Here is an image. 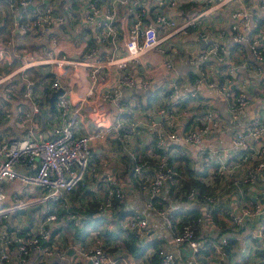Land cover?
<instances>
[{
  "label": "built area",
  "instance_id": "2783aa9c",
  "mask_svg": "<svg viewBox=\"0 0 264 264\" xmlns=\"http://www.w3.org/2000/svg\"><path fill=\"white\" fill-rule=\"evenodd\" d=\"M62 1L63 3L59 5L56 0H38L32 17L23 14L17 19L21 32L45 35L48 41L39 40L38 45L16 46L0 39V66L11 63L15 72L33 67L49 68L47 74L50 76L51 86L56 90L59 88L65 90L64 94L58 97L51 137L27 133L10 138L2 146L0 201L7 197L2 186L4 180H20L23 184L37 187L36 190H41L42 193L24 199L17 208H0V221L12 211L25 209L22 207L40 204L51 206L56 202L67 201L71 196L84 193L92 187L104 190L95 198H99V211L107 215L110 210L116 208V200H123L125 196L121 178L115 173V163L109 159V150L112 146L126 150L127 145L122 139L121 131L135 132L138 121L122 122L120 119L115 123L106 111L97 106L92 108L88 115L85 114L82 106L74 108L69 95L71 97H73L72 93L76 97L79 95L70 83L73 71L78 72L86 66H93L91 78L96 80L105 63L111 69L116 67L123 70L120 80L106 93V97L115 100L120 85L135 86L138 83L137 78L128 71L130 63L138 61L142 55L157 48L162 41L180 31L191 33L188 28L199 24L203 17L211 15L220 6L229 5L233 7L230 14L234 21L230 38L236 44L246 42L260 66L259 72L262 73L264 69V28L260 23L264 20V0H260L256 8H251L244 0L216 2L158 0L157 6L150 10L153 14L150 21L145 18L147 10L144 4L138 5L140 0H111L130 6L133 21L128 27L118 23V8L102 4L100 0ZM73 1H78L83 8L73 12L71 8ZM235 2H238L237 7H234ZM18 3L23 10H28L35 0H16L11 6L18 7ZM187 4L207 6L186 9ZM161 6L165 9H161ZM78 12L83 13L87 27L99 37L107 52L106 60L102 59L99 47L94 45V38H91L89 33L84 35L78 46L73 47L66 33L61 32L64 31L63 29L59 34L53 32L56 26L64 28L68 21L74 19L75 14L80 16ZM183 17L184 21L180 23L179 20ZM210 34L202 29L194 31L195 36L206 41L204 50L193 58L200 66L213 56H220L218 59L223 61L224 57L221 54L227 52L223 39L227 38L228 33L222 31L219 35ZM164 65L169 69L173 68V56H166ZM226 66L227 70H222L221 75L233 72L236 63L228 61ZM227 78L211 81L206 71L200 69L192 89L186 94L181 92V84L174 82L168 96L169 106L157 107L158 119H155L157 117L155 115L149 118V124L154 128L153 140L161 151L147 150L145 154L129 152L133 159V173L138 186L147 196L146 206L162 218L171 236L169 241H163L157 249L162 264H191L187 257L193 264H200L198 260L206 251L208 256L215 254L219 264H224L232 234L241 235L247 224L249 228L246 236L248 235V242L251 244L252 259L242 264H264L262 256L253 259L256 250L264 248V196L252 198L251 189L249 196L246 197L244 186L251 188V185L256 184L263 176L264 116L243 120L242 112L250 100L244 91L230 88L228 82L231 78ZM139 84L145 88L151 85L149 80H142ZM205 84L218 88L224 95L232 122L229 125L231 130L226 128L225 120L221 119L211 100L200 99L198 96L201 87ZM185 98H191L201 104V107L203 106L201 116L188 131H166L165 123L168 116L178 112L193 115L191 112L193 109L183 105ZM35 110L38 108L35 107ZM131 110L137 114L141 112L135 103ZM124 111L125 109H122V112ZM81 113L86 117L84 123L79 118ZM121 115L127 114L121 113ZM225 132L230 137L229 142L220 143L221 136ZM209 138H213L212 146L206 145ZM97 152L101 154L99 159ZM178 153L190 158L191 166L197 172V175L194 174L195 177L204 173L207 167L208 172L203 176V180L209 187V192L201 195L200 187L193 186L175 202L170 197L169 189L172 184L179 187L187 178L186 174H182L172 165V158ZM147 154L152 155L153 158L151 159ZM18 164L33 165L34 170L32 173H21L16 168ZM213 164L215 166H212ZM227 177H230L234 183L232 190L236 198L245 201L240 210L230 218H225L223 211L215 208L218 195L227 193L224 192ZM220 181L223 184H219ZM196 202L204 207L197 213H188L187 208H182ZM72 217L76 224L83 223L82 216L78 212H73ZM56 218L57 214L49 211L45 220L40 221L38 226L36 224V227L24 234L19 233L18 229L0 223V264H13L15 261L26 264L31 251L35 249L39 250L42 261L59 253L60 250L56 248L55 243L51 245L43 243L50 236L47 229L48 221H55ZM122 223L121 230L134 232L140 242L154 233L151 231L149 216L141 212H135ZM224 223L225 226L221 229L220 225ZM93 236L88 234L85 237L88 243L79 248L77 256L68 259V264H86L88 260L92 264L116 262L107 248L108 244L94 239ZM241 237L243 238V234ZM15 244L17 248L15 254H12V246ZM123 263L131 264L126 259ZM136 264L145 263L139 261Z\"/></svg>",
  "mask_w": 264,
  "mask_h": 264
},
{
  "label": "crops",
  "instance_id": "0c3cea01",
  "mask_svg": "<svg viewBox=\"0 0 264 264\" xmlns=\"http://www.w3.org/2000/svg\"><path fill=\"white\" fill-rule=\"evenodd\" d=\"M11 1L15 2L16 0H0L1 23L3 22V16L8 15L10 19L8 27L2 33L8 35L9 40L13 39L15 32L24 34L17 25V19L23 14L32 17L36 10V3L38 2V0H35V3L31 4L28 10H23L19 3L17 5L18 7H11ZM100 1L107 6L118 8V23L124 24L125 27H128V25L131 24L133 21V13L130 10L129 5H121L117 2H112L111 0ZM157 1L158 0H140L138 4L139 6L144 4V7L147 10L145 18L149 19L148 21L153 17L150 10L157 6ZM213 1L216 2L217 0ZM244 1L250 5L251 8H256V4L261 2L260 0ZM74 2H76L75 6L73 5ZM56 3L61 5L63 1L56 0ZM202 5L197 6V4H194L190 6V4H187L186 9H199L206 8L207 6ZM237 5L238 2H235L234 7H237ZM71 7L73 12H76V10L79 11V8H83L78 1H73ZM161 9L165 8L161 6ZM232 9L233 7L230 5L225 7L220 6L215 9L211 15L206 18L203 17L199 24L188 28V31L191 33L180 31L162 41L157 48L142 55L138 61L130 63L128 71L137 78L138 83L135 86L120 85L116 92L117 96L115 100L106 97V93H108L109 90H111V87L120 80L123 75V70L116 67L111 69L105 63L102 65V68L97 75L98 77L96 76V80L91 78V74L94 70L93 66H86L78 72L73 71L70 83L73 89L78 92L79 97H76L74 93H72L73 97L69 94L68 95L74 108L82 106L83 111L88 115V112L97 106L106 111L109 118L115 123L120 119L122 122H126L127 120L130 122L138 121V126L135 132L121 131L122 139L126 142L127 149L119 150L117 146H112L109 150V159L115 163V173L121 178V186L125 191L124 200L122 202L123 205L121 202H119L120 204L118 205V207L123 208H113L109 211L108 215L99 211L98 215H105V219L101 222H105L102 224L106 225H100L98 229L92 228L88 233L89 235L93 234L94 239L107 243L111 248L118 246V249L116 248L113 253L110 252L113 258L116 259V262L112 263L108 261L103 264H124V259L130 261L131 264H136L139 261H143L147 264L145 256L128 255L123 253L121 247V235L125 233L121 230V223L126 218L134 215L135 212H141L149 216L151 231L154 232L153 234L151 233L150 236L142 239V243H149L156 240L160 245L163 241L167 242L171 238L162 218L146 206L147 196L140 190L135 175H132L133 159L129 152L131 151L141 154L147 152V150H154L151 141L153 139L152 133L154 128L149 124V118L152 117V115H155V117L157 116V107L169 106L170 102L168 96L174 82L181 84V92L186 94L192 89L193 82L197 78L200 69L206 71L211 81H217L218 79L225 80L229 77L231 78L228 82L230 88L235 91H244L250 100L248 106L242 112L243 120H249L255 116H264V69L262 73L259 72L258 67L260 66L257 64L255 57L249 50L246 42L236 44L230 38L232 31L231 28L234 23L230 14ZM78 13L81 17L77 14H75V16L73 15L74 19L68 21L65 24V28H62V26H56L53 29V32L59 34L63 29L64 31L61 32L66 33V37L69 39L73 47L78 46L84 35L89 33L91 38H94V45L99 47L102 59L106 60L107 52L106 49L103 48L99 37L92 33L93 30L90 29V27H88L90 31H85L87 28L85 18L83 17V13ZM183 21L184 17L179 20L180 23ZM260 23L262 24L261 27L264 28V20L260 21ZM197 29L205 30L211 33V36H213V34L219 35L222 31L228 33L226 36L227 38L223 39L227 49L226 53L221 54V56L224 57L223 61L218 59L220 56H213L200 66L195 60H193V58L197 57L206 47V41L203 38L194 35V31ZM160 34L162 35L165 33ZM36 39H38V42L39 40L48 41L45 35L39 36ZM6 41L8 40L6 39ZM168 55H171L174 58V67L171 69L164 65V60ZM228 61H234L236 63V68L233 72L228 73V76L221 75L222 70H227L228 67L226 66V62ZM241 63H244L245 65ZM30 69L31 68L15 72L14 66L11 63H6L0 66V151L3 144L15 136L32 133L36 136L42 135L44 137H51L53 134L54 116L57 112V101L60 95H58L57 99L53 102L52 96L56 91V88L51 86L50 76H48L47 72L42 74V69L39 67L29 73L28 70ZM142 80H149L151 85L148 88L143 87L139 84ZM198 96L200 99L209 98L211 100L221 119L225 120L227 124L226 128L231 130L232 128L229 125L232 122L226 108V99L222 92L218 88H212L205 84L201 87ZM148 98L151 99L150 103L147 101ZM133 103L137 104L141 110L140 114L131 110ZM183 105L191 107L193 109L191 111L193 112V115L178 112L168 116L167 122L165 123L166 131H188L192 128L196 119L201 116L203 106L201 107V104L195 102V100L185 98ZM35 107H37L38 110H35ZM122 109H125V111L122 112ZM121 113H126L127 115H121ZM84 117L85 116L82 113L79 116L80 121L83 123L85 122ZM155 119H158V116ZM229 139V135L225 132L221 136V141L219 142L228 143ZM213 143V138H209L206 141V145L212 146ZM100 156L101 154L97 152V159H99ZM2 159L3 154L0 152V162ZM16 168L21 173H32L34 170L33 165L26 164H18ZM226 180L227 182L224 186V192L227 193L218 195L216 208L223 211L225 218H230L235 212L240 210L241 206L245 204V201L236 198V194H234L232 190L234 183L230 177H227ZM219 184H223V182L220 181ZM2 186L7 193V197L3 201H0V208H17L24 199L32 198L40 194V191L36 190L37 187L32 186L31 184H23L20 180H4ZM244 186L246 189V197L249 196L251 189L252 198H256L257 196L263 197L264 172L263 176L257 180L256 184L251 185V188L247 185ZM92 189L95 190V196H99L104 192L102 188L92 187ZM169 190L167 192L168 195ZM89 198L93 199L91 194L86 196L85 191L76 196H71L67 201L56 202L51 206L40 204L36 206L30 205L22 207L25 209L10 212L3 221H0V223H3V226L9 225L12 229H18L19 233L24 234L36 224L38 226L40 221L45 220L49 211L56 213V220L48 221L47 223V229L50 232V236L49 239L45 240L43 243L46 245L55 243L57 245L56 248H58L60 252L55 253L42 261L40 259L39 250H32L26 264H68V259L72 256H77L79 254V248L88 243L85 240V237L88 234L79 237L71 228H69V225L70 222L76 224L72 217L73 212H75V209L77 208L85 209L89 202ZM191 206L198 208H190ZM182 208H187L186 210L188 213H193L192 209H197L199 212L204 207L201 206V203L196 202L195 204L186 205ZM80 224L83 225L84 223H79L77 225ZM220 226L222 229L225 226V223ZM104 227L108 228L111 232L115 231L119 234L120 239L112 240L111 244L110 241H106L101 235L97 236L99 231L101 234V230ZM248 228L249 225L247 224L245 229L241 232L243 238L238 233L232 234L231 242L228 245V248H230H227V256L224 259V264H242L246 260L252 259L251 244L248 242V235L246 236ZM89 241H91V239ZM16 248L17 244L12 246V254H15ZM260 250L261 249L256 250V256L253 258L254 260L260 258ZM70 251H72V253H70ZM186 259L193 264L190 258L187 257ZM198 261L200 264H204V262H206V264H219L216 255L213 254L212 256H208V251H206ZM13 264H20V262L15 261ZM86 264L92 263L88 260L86 261Z\"/></svg>",
  "mask_w": 264,
  "mask_h": 264
},
{
  "label": "trees",
  "instance_id": "16d2710c",
  "mask_svg": "<svg viewBox=\"0 0 264 264\" xmlns=\"http://www.w3.org/2000/svg\"><path fill=\"white\" fill-rule=\"evenodd\" d=\"M73 5L75 6L76 2H74ZM10 6H11V3H10ZM9 21L10 19L8 15L3 16V22L1 23L0 21V35L8 27ZM65 26L66 25H64V28ZM85 31H90V29L87 27ZM37 37H39V35H35L30 32H26L24 34L15 32V34L13 35V40L19 45L28 44L29 41H30V44L32 43V45H38L40 43L38 42V39H36ZM147 101L148 103H150L151 99L148 98ZM151 141L153 143V149L155 150V152H160L161 150L157 147L155 140L152 139ZM147 156L151 157V159L153 158L152 155L147 154ZM172 165L173 167L177 168L179 172L187 175V178L184 179L183 184L180 185L179 187L175 184H172V187H171L172 189H170V192H171V197L174 198L175 201L176 199H179V198L181 199L183 193L188 191L193 186L200 187L201 195L209 192V187L206 185V183L203 180V176L207 174L208 172L207 167L204 173H200L198 174V177L197 176L195 177L194 174L197 175V172L194 168H192L191 163H190V158L187 155L181 154V153L176 154L172 158ZM212 166H215V164H213ZM132 175H134L133 172H132ZM94 191L95 190H93L92 188L86 191L87 195L91 194L93 199L89 198V202L86 205L85 209L84 208L75 209V211L78 212V214L82 216V222L84 224L77 225V224H74L73 222H70V225H69V228H71L74 231V233L79 237H83L84 235L88 234L90 232V229L92 228L98 229L100 225H106V224H102L105 222H101L105 219V215H98L99 198H95ZM123 200H120V201L116 200L115 205L117 208H123V207H118V205L120 204L119 202L122 203ZM216 205H215V208H216ZM190 208H198V207L191 206ZM192 212L197 213L198 211L197 209H192ZM220 222L222 223V221ZM124 232L125 233L121 235L122 236L121 247H122L123 253H126L128 255H133V256L143 255L145 256V260L147 261V264H162L158 256V252H157V249L159 248V243L156 240L149 242V243H142L138 240L134 232H131V231H124ZM98 235H101L106 241H110L111 244H112V240L114 241V240L120 239L119 234H117L115 231L111 232L108 228H105V227L102 228L101 234H100V231L98 232L97 236ZM117 247L118 246H114L112 248L107 247V248H109V252L113 253V251H115ZM260 255L264 258V248L260 250ZM204 264H206V262H204Z\"/></svg>",
  "mask_w": 264,
  "mask_h": 264
},
{
  "label": "rangeland",
  "instance_id": "374dc122",
  "mask_svg": "<svg viewBox=\"0 0 264 264\" xmlns=\"http://www.w3.org/2000/svg\"><path fill=\"white\" fill-rule=\"evenodd\" d=\"M4 36V37H3ZM9 37H8V35H6V34H1L0 35V39H3V41L4 42H8V44H11V43H13V44H15L16 46L17 45H19V44H17L13 39L12 40H9L8 39ZM6 39L8 40V41H6ZM33 42H34V40H33ZM29 45H32V43L30 44V41H29V43H28ZM39 68H41L42 69V74H45V72H47L48 70H49V68H42V67H39ZM36 69H38V67H33V68H31L30 70H28V72L30 73L31 71H34V70H36ZM49 76V75H48ZM40 193H42V191L40 190ZM86 196H87V193H86ZM79 197V196H78ZM172 198V197H171ZM174 201H175V199L174 198H172ZM180 199V198H179ZM179 199H176V200H179ZM75 208V207H74ZM59 242V241H58Z\"/></svg>",
  "mask_w": 264,
  "mask_h": 264
},
{
  "label": "water",
  "instance_id": "95a60500",
  "mask_svg": "<svg viewBox=\"0 0 264 264\" xmlns=\"http://www.w3.org/2000/svg\"><path fill=\"white\" fill-rule=\"evenodd\" d=\"M61 94H64V89L63 88L57 89L52 96V101L54 102V100L57 99L58 95ZM70 253H72V251H70Z\"/></svg>",
  "mask_w": 264,
  "mask_h": 264
}]
</instances>
